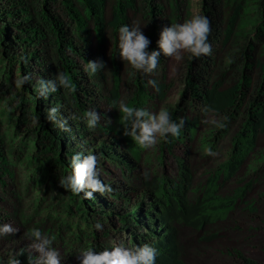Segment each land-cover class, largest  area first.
Returning a JSON list of instances; mask_svg holds the SVG:
<instances>
[{"label": "trees", "instance_id": "trees-1", "mask_svg": "<svg viewBox=\"0 0 264 264\" xmlns=\"http://www.w3.org/2000/svg\"><path fill=\"white\" fill-rule=\"evenodd\" d=\"M142 1V32L151 41L148 50H156L160 31L176 23L175 17L165 5L169 0ZM180 1L174 0L177 20ZM130 11L138 13L137 0L112 5L109 0H0V60L9 81L4 97L14 109L16 138L27 142L9 144L0 123V224L18 230L0 238V264L21 252L17 258L27 264L30 241L24 234L32 228L54 237L53 246L62 249L61 264H78L77 252L102 251L106 245L100 238L125 233L126 246L155 247L156 264H190L178 230L184 222L200 231L223 228L234 243L219 244L212 259L202 258L209 251L196 246L195 264H264V144L259 145L264 137V0H200V15L210 20L211 52L187 60L179 79L183 89L174 97L169 57L161 54L152 74L136 72L120 59L118 28L134 24ZM87 61H102L104 67L89 76ZM58 72L70 78L73 88L38 99L33 85ZM22 74H30L31 82L15 90L13 81ZM150 79L156 80L155 89ZM120 102L153 113L167 108L173 120L185 121L180 136L140 149L123 135ZM53 106L60 109L58 118H67L70 131L45 119ZM89 109L101 115L91 132L82 119L71 118ZM212 119L225 126L203 123ZM206 147L216 155H204ZM82 150L98 155L99 178L111 192L87 200L60 186L59 178L71 170V155ZM33 161L46 166L55 199L40 202L28 214L24 194L27 199L31 184L21 173ZM57 213L88 230L64 238L69 224ZM97 220L102 232L93 228ZM219 233L209 231L201 242L212 247Z\"/></svg>", "mask_w": 264, "mask_h": 264}, {"label": "clouds", "instance_id": "clouds-1", "mask_svg": "<svg viewBox=\"0 0 264 264\" xmlns=\"http://www.w3.org/2000/svg\"><path fill=\"white\" fill-rule=\"evenodd\" d=\"M210 20L204 15H193L183 23H174L162 28L159 39L156 41L157 49L149 51L150 39L146 37L137 24H122L118 28V54L120 59L131 69L144 74H152L157 70L161 54L171 57L177 61L181 60L182 53H187V59H199L211 52L209 43ZM104 67L102 61H87L84 71L94 75ZM31 82L30 74L17 76L14 81L16 90H20L27 83ZM154 89L157 87L156 80L150 79L147 82ZM73 88L70 78L58 72L54 79H39L33 90L38 99L47 100L50 95L58 89ZM118 111L122 114L123 135L130 137L135 144L143 150L154 148L158 142H168L170 138H178L185 121L180 118L178 121L171 118L167 108H161L153 113L144 107L130 106L120 102ZM202 111L207 112V109ZM59 107L53 106L46 109L45 119L61 131H70L67 126V118H58ZM72 119H82L88 131H94L101 115L95 110H87L82 117L72 116ZM39 118H33V124L38 123ZM203 123L223 128L225 125L215 119L205 120ZM206 156H215L216 153L211 147L203 150ZM98 155L90 150L74 152L69 160L71 169L66 175L59 178L60 186L74 196H81L87 200L94 199V193L104 195L112 191L110 185L101 181L98 169ZM145 178L148 173H144ZM103 224L97 220L93 228L97 232L103 231ZM18 230L11 224H0V238L11 235ZM24 237L30 241L28 245L29 256L27 264H61L62 254L58 248L53 246L54 237L42 234L38 228H32L25 232ZM32 253H35L33 255ZM78 264H156L157 249L148 243L140 245L125 246L112 243L110 247L96 252L92 248H85L77 252ZM23 252L10 256L6 264H21L17 258Z\"/></svg>", "mask_w": 264, "mask_h": 264}, {"label": "rangeland", "instance_id": "rangeland-1", "mask_svg": "<svg viewBox=\"0 0 264 264\" xmlns=\"http://www.w3.org/2000/svg\"><path fill=\"white\" fill-rule=\"evenodd\" d=\"M118 0H109V3L112 5L114 2H117ZM181 9L182 11L180 14V19H176L177 15L174 13L175 9V3L174 0L165 1V5L168 9V12H172L170 14L173 20H175L176 23H183L186 19L190 18L193 15L199 14L200 15V0H181ZM137 7L139 9L138 13L134 14L133 11H130V16L132 17L134 24H137L143 28V1L137 0ZM110 8V7H109ZM234 50V49H233ZM187 53H182V59L177 61L171 57H169L167 62V75L170 82H174L175 88L173 97L177 96L181 90L183 89V84L180 79V75L183 73V69L185 67V64L187 63ZM5 63L1 62L0 60V123L2 126V133L7 139L8 143L12 142L16 145L14 146H24L27 144V142L24 141L23 137L16 138L15 136V127L13 122V113L14 109L8 104L7 99L4 97V92L8 91V85L9 81L7 80V77L5 75ZM16 90V89H15ZM9 143V144H10ZM264 144V137H262L259 140V145ZM23 169V174L21 173V178L24 179L25 182H29L31 184V189H29L31 192L27 196L24 194L25 197V211H27L28 214H31L29 210L37 209V205L40 204V202L44 203V205H47L48 203H52L55 198H53L52 194H49L48 190V182H49V172L47 171L46 166L43 162L33 161L32 164L26 169ZM29 177H33L34 181L29 179ZM25 184L22 183V190H24ZM26 188V186H25ZM28 193V192H27ZM49 194V195H48ZM41 203V204H42ZM45 208L43 207V210ZM39 215H45L43 211L39 210ZM57 218L63 219V223H68L69 226L67 227L68 230H65L64 238H73L74 235H77L80 231H87L88 227L87 225L83 224V222H79L78 220H69V218H65L64 214L57 213ZM63 226H66L62 224ZM179 233L181 234V240L183 244H185L186 248V254L185 262L190 264L198 263V257H197V250L196 246L201 245L204 249L209 251V254H203L202 258L204 259H212L214 255H216V251L219 247V244L226 242L229 245H233L230 240L231 233L227 232L225 233L224 229H219L218 227H211L208 228V230L204 231L199 229V227L194 226L191 222H184L180 223V226L178 227ZM218 231L220 237L212 242V247L207 242H201L202 239H204V234L209 233V231ZM101 243L106 245V247H110L113 242L117 244H123L127 245L129 242V234L125 233L120 236V238L111 237L110 239L100 238ZM60 250L61 247H58ZM254 252L255 249L248 248L247 252ZM254 254V253H253ZM199 256V255H198Z\"/></svg>", "mask_w": 264, "mask_h": 264}]
</instances>
